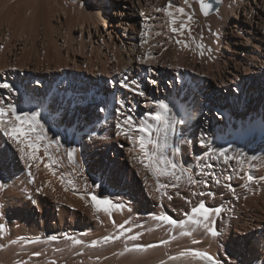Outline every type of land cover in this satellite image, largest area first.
Listing matches in <instances>:
<instances>
[{
  "label": "bare ground",
  "instance_id": "obj_1",
  "mask_svg": "<svg viewBox=\"0 0 264 264\" xmlns=\"http://www.w3.org/2000/svg\"><path fill=\"white\" fill-rule=\"evenodd\" d=\"M37 1L39 2L34 3V1L33 5L32 0H0V71L4 78V80L2 79L3 81L0 80V83L7 82L12 85V90L0 88L2 92L0 96L4 97L8 103L15 104L18 109L24 111H40L41 121L45 128L48 131L53 132L55 135L58 134L64 136L69 145L67 147L69 148V151L75 149L76 152L74 157L69 158V167L67 166L68 164L66 165L68 169L65 168L66 166L64 165V169L61 168L62 174H59L58 176L56 174L57 171H55L54 168L46 167L49 161L44 164V159L41 163L42 166L37 164L38 160L36 161V164L32 162L31 167L41 166L36 170H39L38 172L42 171L39 175L42 174L41 176L43 177H39V179L35 177L36 179L34 178V183L37 182L35 183V188L37 187V189H40L42 193H40L41 197L43 194L45 195L46 199L44 200V203H46L49 212V214H44L45 211H43L42 207L36 208L38 211L33 207L28 208L31 210L30 216L32 217V223L37 224V220L35 221L37 218L42 221H50L51 219L47 218L51 216V212L58 210L63 214V217H60L61 220L59 221V225H57L58 228L53 226L55 229H58V231L67 230L71 233H76L80 232L85 227L90 229V227L93 226L102 228L100 231L103 229L116 230L117 226L121 223L127 222L126 227H132L135 226V224L138 225L147 222L144 228L141 227L143 233H145L144 238L149 236L147 239L152 242L160 240V236L163 233L157 231L162 230L163 226H165L166 229L171 227L163 221L155 220L154 217L159 215H169L177 220L182 219L176 214H183L187 208H189L190 211V209L195 206L192 197L196 195L193 193H197L198 189L202 188V183L195 186H189L182 179L179 182V186L173 188L170 186L172 181L169 178L160 177L158 180L156 176L145 169L136 159H133V157L139 155V148L136 147L133 149L131 140L123 135H117L119 131L117 124L122 123L124 119V115H121V113L132 115L134 120L137 121L147 120L149 123H152L146 113L153 110L155 107L154 102L164 101L168 103L173 109V114H175L178 119L184 120V123L178 126L179 134L189 138V142H186L185 140L188 138L185 139L180 135L178 137L180 139V144L178 146L181 151L176 160L185 167H191L193 163H191V159L189 163L186 160L184 161V156L186 159L191 157L194 161L197 160L198 164V160H204L202 156H205L206 151L200 149L195 153V150H193L199 144L196 142L197 136H202V133H205L207 130H211L212 132H217L220 129L222 130V128H219V125L221 126L222 123L221 121H216L215 113L219 115V120H222L224 125H227L230 129L237 127L240 132H243L247 130V124L250 123L253 127H260L258 128L259 130L264 129V127H261L264 126V101L261 102V100L257 98L258 92H256L255 88L253 89V87L251 88L247 85L250 79L255 76L258 81V87H256V89H259V92L262 93L259 86L264 88V82L262 81L264 80V74L261 73H264V0L220 1L221 6L219 7V11L215 14V22L217 26L214 31L213 41L211 42L213 45L214 43L218 44L219 42L221 50H212L211 48V51H207V49H202L205 51L204 53L211 54L214 58L216 56L217 59L220 58V60H222V62H220L222 72L220 74L218 73V78L214 73L210 74L213 63H204L205 59L207 61L212 60L209 57L202 58L203 62H200V66H197V59H195L196 61L193 59L196 63L195 68L190 67L189 65L186 66L185 62H188L191 58L189 56L191 51L188 50V46L184 47L178 44L181 51L175 48L177 52L179 51L178 55L175 54L176 52L174 53V56L176 55L177 59L175 62H178L176 63L177 66L175 68L172 66L173 63H170L173 59H171L173 52L171 53V56L170 51L168 50L162 52L160 49L161 52H156V41L161 42L164 39L162 34L165 35V33L161 34L156 29L161 35L158 34L154 36V32L152 31H155V28H147L150 25L149 22L147 27L143 25V11H147H145L144 8L154 3L155 0H70L71 9L67 8L68 6L61 7L58 4L54 6L49 2L48 4L50 7L48 9L46 3L41 2V0ZM186 6L189 8L188 4ZM171 7L173 11L174 8H177V6L174 8L173 6ZM171 7L167 8L171 11ZM181 7H183V4ZM165 13L166 12L162 13V15ZM173 13L176 14L177 12ZM55 15L57 16V21L60 23H66L70 30L80 31L82 43L85 40V34L88 35L86 40L92 47L89 58L85 56V52H83V54L79 52L72 53L71 55L69 52L63 53L60 48V58L48 62L45 65L42 63L40 64L39 61L37 62L33 60L30 56V51H28V36L26 34L25 37L23 34L24 30L21 29L24 27L21 26V28L15 29L12 24H5L2 22L6 17H10L13 21L18 20L19 22L21 19L25 20L28 16H31L38 26L43 23L44 26L50 29L52 28L51 18ZM63 17L65 18L64 21L62 19ZM155 18L158 17L156 16ZM160 18L161 17H159V19ZM163 18L164 17H162V19ZM170 18L172 17L170 16ZM166 20L168 22L169 19ZM186 20L183 21L180 17V21L178 20V26L183 22H189L188 20L186 22ZM149 21L152 20L149 18ZM189 23H191V21ZM165 24L163 21V25ZM152 25L153 24L151 23V26ZM143 26L147 29L143 28ZM239 30L248 33V35L243 34V37L248 40L246 41L247 43L243 44L241 38L237 39V37H235ZM162 31H164V29ZM150 32L153 34H150ZM141 33H144V35H141ZM185 33L187 34V32ZM15 34L17 37L14 36ZM167 35L170 37L168 33ZM183 36H179L175 33V39L184 40ZM14 37L16 38L13 39ZM161 38L162 40L160 41ZM33 39L34 37L32 40ZM172 39L174 38L172 37ZM170 42L168 44H170ZM165 43L164 40L163 44ZM174 44L176 45V43ZM215 48L217 49V46ZM114 50H117V52H114ZM78 55H80V57H78ZM196 57L197 56H195V58ZM243 68L245 73H243ZM19 69L23 71L21 72L23 77V79L21 77L22 83H19ZM85 73H87L88 76H85ZM200 77L203 78L200 80ZM26 78L30 79V81L28 82V79L26 80ZM125 78L129 82L132 79H136L140 83V87L144 90L145 95L139 96L130 90L123 88L121 81ZM153 80L156 81L155 84L152 83ZM242 82L245 85V90H242L243 92L240 91V84ZM234 85H236V87ZM224 88L227 97L222 94ZM233 94L235 95V99L232 96ZM235 100L239 109L234 110L233 108L232 111H230L229 107L234 105ZM243 100L246 101L247 108L245 104H243ZM119 101H124V104L121 105L118 103ZM255 103H257L256 109L260 112V115L256 114L258 113L256 110L253 112V116H255L253 121L250 118L246 119L245 115L250 114L249 112L253 108L252 105ZM101 109H103V111H101ZM65 120L67 121L64 123ZM249 120L251 121L249 122ZM195 134L198 135L196 136ZM211 138L214 139L215 137ZM187 144L188 147H186ZM199 145L198 147L201 146ZM61 146L63 147V145ZM130 149L132 150L130 151ZM188 150H190L189 157L187 155ZM193 154H196L195 158L193 157ZM180 156L183 159H181ZM21 161L23 163L24 160L21 159ZM23 165H25V168L29 166H27L26 163H23ZM20 167L21 166L14 170L19 171L21 170ZM8 169L10 176L7 177H10L12 183L10 189L7 191V196L12 199L14 194L22 195L23 190L21 188L27 183L26 181H28V178H25V183L21 186L22 182L20 180L15 181L16 173H14V170L11 168ZM32 171H34L33 168ZM32 171L30 172L35 174V171ZM88 171L91 172L90 176L88 175ZM34 174L33 176H36ZM37 179L40 180V182L37 181ZM42 180H45V182L41 183ZM34 183L32 185H34ZM30 184L27 185L29 186ZM32 185H30V188L34 189L32 188ZM97 185H99V187H97ZM160 185H163V187H160ZM27 187L23 188L25 189L24 192H26V189L31 190ZM158 187L159 191H157ZM86 191L88 193L85 194L84 192ZM29 192L30 195L33 194H31V191ZM32 192L34 191L32 190ZM93 194L102 198H110L115 203H121L123 209H113L111 216L104 211H97L91 200ZM197 196L199 197V195ZM87 197H89V199H87ZM169 197H171V199H169ZM259 197L260 196L257 194H252V192L249 194L248 192L247 197L245 195L242 198L238 208V210L241 209V211L235 213V215H238L239 217L230 221L226 236L224 235V240L226 241L224 242L226 244V249L222 248L225 252L224 254H219V251L223 253V250L221 251V249H219V236L212 237L210 233L209 236L207 235V238H209L206 240L209 241L205 242L211 244L210 248L207 243L209 249H211L210 254L217 258L221 264H264V225H262L264 223V200L262 198V200H260ZM35 198L32 199V202L29 197L33 204ZM244 198L247 200H244ZM188 201L191 202L189 203ZM204 201H207V196L204 198ZM31 202L30 204H32ZM35 202H37V200ZM18 205L25 207V200H22ZM100 215H102L103 220H101V217L100 220L98 219V216ZM113 219L115 220V224L112 222ZM51 222L52 221H50L49 224H52ZM254 225H260L258 228H262V232L260 230L252 231ZM55 232H57V230ZM112 232L110 231V233ZM64 234L63 238L65 237ZM77 234L78 233H76V235ZM80 234L81 233L74 238L82 236ZM69 235L72 234L69 233L68 236ZM83 236L85 235L83 234ZM166 237L164 235V238ZM187 240L189 241V239ZM28 244L30 245L31 243ZM71 244H73V242ZM74 247L70 248L74 249ZM12 248L13 247L9 250L13 251ZM64 248L66 249V247ZM195 248H197V246ZM47 249L52 248L49 247ZM28 252L29 251H27V253ZM56 253H58V251ZM179 254L180 252L174 254H169L168 252V255H166L163 252L161 253L160 249L156 248L147 251V253L134 261L146 262V264L147 262L149 264H208L207 261L195 259L190 256H180ZM31 255L29 254V256ZM68 255L69 254L66 256ZM130 256L131 259L134 258V255ZM58 257L60 258V256ZM170 257L177 258L171 259ZM130 258L128 259L130 261V263L128 261V264H133L134 262ZM1 260L3 259H0V261ZM4 261L6 264H10L16 260L12 259L10 262L8 259ZM131 261L133 263H131ZM51 263L52 262H50V264ZM13 264L19 263L15 262Z\"/></svg>",
  "mask_w": 264,
  "mask_h": 264
},
{
  "label": "rangeland",
  "instance_id": "obj_2",
  "mask_svg": "<svg viewBox=\"0 0 264 264\" xmlns=\"http://www.w3.org/2000/svg\"><path fill=\"white\" fill-rule=\"evenodd\" d=\"M35 1V2H34ZM55 1V2H54ZM61 1V2H60ZM64 1V2H63ZM157 1V2H156ZM175 1V2H174ZM178 1V2H177ZM183 1V2H181ZM172 0V6L173 8L177 6V8H174V11L171 7V11L167 8L168 7V0L165 1V0H155L154 3H152L151 5H148L147 7H145V11H143L144 13V23L143 25L145 27H147L149 25V27L147 28H150V29H153V27L155 28V31H152L154 32V36L156 35H161L162 33H165L162 34L163 35V40L162 38L160 39V41L162 42H157L156 41V52H159L160 49L161 51H165V50H168L170 51V56H171V53H172V56H171V59L172 61L170 62L171 64H175L172 66L175 68L177 65L176 63L178 62H175V60L177 61L176 59V55H178L180 48H179V45L176 43L175 40H177V38L175 39V33H173L171 30V20L173 18V16H171L172 18H170L169 13L168 12H172V14H174V16H176V19H177V23L175 26H178V22L180 21V17L181 19L184 21V20H188L189 22L191 21V23L187 22V24L189 25V28L191 29L190 33L189 31H185L187 32V34L185 33L184 35L186 36H183L182 38L184 39V41H187V45H188V50L191 51L190 52V60H188V62L186 61L185 64L186 66H190V67H194L196 66V63H197V66H200V62H203L202 58L204 57H209L211 58L212 60L211 61H207L206 59L204 60V63H210L212 64L213 63V67L211 69V72L210 74H213L217 76L218 78V75L222 72V66L220 64V62H222V60L217 59L216 56L214 58L213 55L211 54H206L204 53L203 56L200 55V52L203 51L204 49H211L212 50H221V45H219L220 43L218 42V44H215L214 45L212 44L211 41H213V37H214V31L216 30V22H215V14L217 13H213L211 15H208V16H204L200 10V3H199V0H188V7L187 8V4H185L184 0ZM221 2H223L224 0H219ZM34 3H38L39 1L37 0H32V4ZM41 2H44L46 3V7H50V5L48 4V2L51 4V5H60L61 7H67V8H70L71 9V2L70 0H41ZM160 2V3H159ZM60 3V4H59ZM85 3V2H84ZM162 3V4H161ZM169 3V2H168ZM174 3V4H173ZM178 5H177V4ZM157 4V5H156ZM159 4V5H158ZM166 4V5H165ZM183 4V7L185 8V11L184 13L186 14H179L178 13V8H181ZM34 5V4H33ZM186 7H185V6ZM164 8V11H163V8ZM156 7V8H155ZM158 7V8H157ZM148 8V9H147ZM151 8V9H150ZM154 8V9H153ZM157 9H162V11H158L157 12ZM166 10V11H165ZM169 10V11H167ZM151 12V14H150ZM156 12V13H155ZM166 12L165 14L162 15V13ZM173 12H177L176 14L173 13ZM160 14V15H159ZM29 15V14H28ZM154 17L152 18L151 17ZM155 15V16H153ZM159 15V16H158ZM162 15V16H161ZM167 15V16H166ZM180 15V16H179ZM191 15L192 16V19L189 20L188 19V16ZM150 18V20L152 21H149V18L146 19L145 18ZM158 17V18H155V17ZM178 16H179V19H178ZM185 16V18H184ZM159 17H161L160 19H162V17H164L162 20L164 21V24L163 25V21L159 19ZM169 19L168 22L166 19ZM184 18V19H183ZM218 18V17H217ZM10 19V20H9ZM32 19V20H31ZM63 21L65 20V18L63 17L62 18ZM27 20H30V21H27ZM57 16H53L51 18V25H52V28L48 29L46 26H44V24L42 23L40 26H38L35 22V20H33V17L31 16H28L25 20L24 19H21L19 22L18 20L16 21H13L11 20L10 17H6L5 20L3 19L2 22H4L5 24H12L15 29H19L22 27L24 28H21L23 29V34L24 36L26 37V34L28 36V41H29V45H28V51H30V56L32 57L33 60L35 61H39V63L41 64H46L48 62H51V61H54V60H57L58 58H60V48H61V51L63 53H67L69 52L71 55L72 53H81L83 54V52L86 53V57L89 58V54L91 53L92 51V47L90 45V43L86 40V38H88V35L85 34V40L84 42L82 43L81 42V38H80V31L78 30H70V28L68 27V25L66 23H60L59 21H57ZM146 20V21H145ZM155 20V21H154ZM179 20V21H178ZM219 20V19H218ZM32 21V23H31ZM159 21V22H157ZM161 21V22H160ZM1 22V21H0ZM25 22V23H24ZM149 22V23H148ZM35 23V25H34ZM151 23L153 24L151 26ZM161 23V24H159ZM185 23V22H183ZM33 24V25H32ZM181 25V24H180ZM20 26V27H18ZM26 26V27H25ZM33 26V27H32ZM56 26V27H55ZM143 26V28H145ZM160 29H164V31L160 30ZM162 26V27H161ZM17 27V28H16ZM28 27V28H27ZM179 27V26H178ZM26 28V30H25ZM60 28V29H59ZM145 28V29H147ZM166 28V30H165ZM159 31L157 32L156 31ZM159 29V30H158ZM48 31V32H47ZM70 31V32H69ZM168 31V32H167ZM26 32V33H25ZM47 32V33H46ZM220 32V31H219ZM31 33V34H30ZM35 33V34H34ZM69 33V34H68ZM156 33V34H155ZM167 33L169 34L170 37H168ZM29 34V35H28ZM73 34V35H72ZM150 34H153L150 32ZM243 34L244 35H248V33L246 32H243L241 30H239V32H237L236 36L237 39H240L241 38V41H243V44L244 43H247L246 40L244 37H243ZM167 35V37L165 38V36ZM189 35V36H188ZM204 35V36H203ZM250 35V34H249ZM14 36L17 37V35L15 34ZM32 36V37H31ZM51 36V37H50ZM70 36V37H69ZM16 37H14L13 39H15ZM34 37V39L32 40V38ZM162 37V36H161ZM172 37L174 39H172ZM189 37V38H188ZM39 38V39H38ZM69 38V39H68ZM72 38V39H70ZM169 38V40H168ZM231 38V37H229ZM30 39V40H29ZM44 39V40H43ZM167 39V40H166ZM172 39V40H170ZM78 40V41H77ZM164 40H165V44L164 43ZM35 43H34V42ZM59 41V42H57ZM170 44H168L169 42ZM12 42V40H11ZM57 42V43H56ZM191 42V43H190ZM208 42V43H206ZM211 42V43H210ZM54 43V44H53ZM56 43V45H55ZM81 43V44H80ZM176 43V45L174 44ZM194 43V44H193ZM206 43V44H205ZM97 44V43H95ZM158 44V45H157ZM168 44V45H167ZM173 44V45H172ZM196 44V45H195ZM203 45V48H200L199 45ZM71 45V46H70ZM161 45V46H159ZM213 47H211V46ZM158 46V47H157ZM166 46V47H165ZM168 46V47H167ZM177 46V47H176ZM217 46V49L215 47ZM161 47V48H160ZM158 48V49H157ZM179 50L177 52V50ZM199 48V49H198ZM246 48V47H245ZM163 49V50H162ZM173 49V50H172ZM203 49V50H202ZM95 50V49H94ZM158 50V51H157ZM194 50V52H193ZM105 51V50H104ZM160 51V52H161ZM114 52H117V50H114ZM176 52V53H175ZM205 52V51H203ZM174 53L176 54L174 56ZM194 56V58H193ZM195 56H197L195 58ZM78 57H80V55H78ZM200 58V59H199ZM14 59V58H13ZM189 59V57H188ZM197 59L196 63L194 60ZM193 60V61H192ZM190 61V62H189ZM195 64H194V63ZM191 63V64H190ZM170 64V66H171ZM193 65V66H192ZM171 66V67H172ZM188 69V68H187ZM189 70V69H188ZM19 72V83H22V74L21 72H23L21 69L18 70ZM219 73V74H218ZM243 73H245V70L243 68ZM262 74H264L263 72H261ZM260 73V74H261ZM86 75L85 76H88L87 73H85ZM128 75V74H127ZM2 72L0 71V80H4V78L2 77ZM22 77V79H21ZM203 77H200V80L202 79ZM28 78H26L27 80ZM2 80V81H3ZM30 81V79H28V82ZM264 82V80H262ZM257 78L255 76L252 77V79H250L249 83L247 84L249 87H253V89L255 88L256 92H258V96L257 98L259 100H261V102L264 101V88L262 86H259L262 90V93L259 92V89H256L257 86ZM18 83V84H19ZM236 87V85H234ZM240 87H241V92H243L242 90H245L244 87L245 85L243 84V82L240 84ZM235 90V89H234ZM225 88L223 89V96L225 95L227 97V94H225ZM233 91V90H232ZM1 90H0V95H1ZM233 98L235 99V95L233 94L232 95ZM3 101H2V100ZM5 101V102H4ZM3 104L4 102V105H6L8 102L4 99V97L0 96V104ZM236 100L234 101V105L233 106H230L229 107V110L232 111V109L234 108V110H238V105L237 103H235ZM214 103V102H213ZM243 104H245L246 108H247V104H246V101L243 100ZM214 106V105H213ZM252 109L251 111L249 112L250 114L249 115H245L246 119L247 118H250L252 119V121L255 119V116H253V112L256 111V107H257V103L253 104L252 105ZM258 111V110H257ZM264 111V109H263ZM252 113V115H251ZM260 112L258 111V113H256L257 115H260L259 114ZM215 118H216V121H221L222 123V127L219 125V128H222V130H218L217 132H212L211 130H207L205 131V133L203 132L202 133V136L201 135H198V134H195L197 136V140L196 142H198L199 146L198 145L196 146V148H194L193 150H195V153H197L200 149H203V151H209V149H220V148H227L228 149V155L229 156H236L238 155L239 153H243V157L240 158V159H237V160H231L229 161L228 164H225L223 162V159L221 158L220 160H214V159H209V157L207 156H202V158L204 160L199 161V164L197 162V160H193V158H187L184 156V161L186 160L188 163L191 159V163H193V165L190 167L193 169L194 173H195V177L197 179H199L200 181H203L205 179L208 180V186L207 185H203V183L201 184V189L199 188L198 189V192H204L205 193V196L204 197H201V196H193V203H195L194 205H197L201 200H204V198L207 196V201H206V205L209 207V208H215V207H218V206H223V212L221 213V215L219 217H216V216H212V219L216 221V224H215V228L221 233V235L219 236L218 238V242L222 245L219 244V249H221V251L225 248L226 249V244L224 242H226L224 239H225V236H226V231H228L229 227H228V224L230 223L231 220H235L236 218H238L239 216L235 215V213H237L238 211H241L238 210L239 208V203L241 202L242 198L246 195L247 197V194L249 192V194L252 192V194H257L259 195L260 197V200H264L263 196H264V179H261V177H264V129L262 130H259L258 128L256 127H253L252 124H247V130L243 131V132H240L239 129H237V127H233V129H230L228 128L227 125H224V122H222V120H219L220 117L218 114L215 113ZM67 120L64 121V123L66 122ZM215 121V122H216ZM251 120H249L250 122ZM248 122V121H247ZM261 127H264V126H261ZM231 130V131H230ZM234 132H233V131ZM258 130V131H257ZM252 131V132H251ZM245 132V133H244ZM232 133V134H231ZM235 133V134H234ZM219 134V135H218ZM47 138L48 139H45L43 140V142L41 141L40 143V151L38 153V155L43 158L41 159V162L40 160H38V163L35 161H29L31 162L30 164L32 165V162L33 163H37V164H40L42 166V161L44 162V164H46L45 162L49 161L53 166L51 168H54L57 174V176L59 174H62V170L61 168L64 169V167L69 163L70 159L68 157V151H69V148H67L69 145L67 144L66 142V139L64 136H61V135H58V134H54L53 132L51 131H48L47 130ZM58 136V137H56ZM181 137H184L185 139H187L188 137L186 136H182L180 135ZM200 136V137H199ZM61 137V138H60ZM63 137V138H62ZM202 137V138H201ZM211 137H215L214 139H212ZM55 138V139H54ZM201 138V139H200ZM210 138V140H209ZM51 139V141H50ZM179 138L176 139V143L179 145L180 144V139L178 140ZM212 139V140H211ZM49 140V141H48ZM178 140V141H177ZM188 140V141H187ZM185 140L186 142H189V138ZM201 140H208L206 141L205 144H201L200 141ZM52 141H60L62 143H54ZM210 142V143H209ZM213 142V143H212ZM53 143V144H52ZM228 143V144H227ZM47 144V145H46ZM58 144V145H57ZM63 145V147L61 145ZM42 145V146H41ZM58 147H57V146ZM47 146V155L45 154V148ZM244 146V147H243ZM188 147V144L187 146ZM238 150V151H233V150ZM251 150V151H250ZM254 150V151H253ZM189 151V152H188ZM187 151V155L188 157L190 156V150ZM52 155V156H51ZM201 155V154H200ZM259 155V156H258ZM178 156V155H177ZM196 154H193V157L195 158ZM181 157V156H180ZM253 157H255V159H253ZM261 157V158H260ZM68 159V160H67ZM175 159H177V157H175ZM181 159H183L181 157ZM54 160V161H52ZM20 161V162H19ZM68 161V162H67ZM48 162V164H49ZM60 162V163H59ZM65 164H64V163ZM212 163L214 165V168L212 169V171H214L216 173L217 176H219L221 178V181L222 183L220 185H217L215 184V182L210 178V177H207V176H203L200 174V171H199V168L200 166L203 164V163ZM23 163H25L23 161ZM21 159H19L17 156L9 153L7 156H5L4 158L0 159V182H3L4 184V187L3 188H0V223L4 224L5 228H4V231L2 233H0V259H3L0 261V264L2 263H5L4 260H8L9 261L12 259L13 260H16V261H13V263H21L22 262V259H23V262L22 263H27V264H50V262H52L51 264H128V259L131 257L130 255H134V258L131 259L133 260V262L131 261V263L133 264H146L143 263V262H139V261H134L135 259H139L142 255H144L145 253H147V251L149 250H154V249H160L161 253H165L166 255H168V252L169 254H174V253H181L182 251H189V250H198L199 251V248H200V251H209V253H211V249H209V247L211 248V244H209V242H205V241H209V240H206L208 239L207 238V235L209 236V232H207L206 230H204L202 227L201 228H197L194 230V226H191V225H188L186 226L187 230H190V231H193V235L192 236H181L180 235V232L179 230L181 231V229L178 230V228H165V226H161L163 229L162 230H159L157 232H161L163 233L160 237V240L158 241H150L149 239V236H147V238H144V235L145 233H143L142 231V228L145 227V225L147 224V222H145L144 224H138L135 226H132V233L131 234H135L137 232L140 233V237L139 239L135 240V241H130V240H127L126 237H122L120 240L116 241L115 243H110V244H106V245H103V246H99V247H96V248H92L90 247V243L92 240H96V239H100L102 238V236H105V235H109L111 234L110 231L112 232H116L115 229H103L102 231H100V229L102 228H98V227H90V229L88 227H85L83 230H81L80 232H76V233H81L80 237L78 238H75V239H81L84 241V244L83 245H79L78 244H71L70 243V240H66L65 238H63V234L65 232L64 235H67L70 233L72 235H69V236H72V237H75V236H79L78 234L76 235V233L74 232H69L67 230H59L58 229H55L54 227H57V225H59V221L61 220V218L63 217V214H61L62 212L61 211H54V212H51L52 214H50L51 216H49V218L47 219H51L50 221H52L51 223L52 224H49L50 221L48 220H45V221H42L40 219H35V221L37 220V224H33L31 219L32 217L30 216V207H33L35 210L38 211V209L36 208H40L42 207L43 211H45L44 214H49L48 212V207L46 206V203H44V200L46 199L45 198V195L41 197V191L37 193V187L35 188L37 182H33L34 178H38L39 177H43L41 175H39L41 172H38L39 170H36L38 168H40L41 166L39 165L38 166H34V167H31V169H29V166L27 164L28 169H26L23 165ZM13 164V165H12ZM18 164V165H17ZM33 164V165H35ZM63 164V165H62ZM65 165V166H64ZM10 166V167H9ZM21 166V170L17 171V170H14V169H18V167ZM45 166V165H44ZM43 166V167H44ZM62 166V167H61ZM69 167V164L67 165ZM65 167L68 169V167ZM56 167V168H55ZM8 168H11L12 170H14V173H16L15 175V181H18L20 180L22 183H21V186L24 185L25 181L27 178H28V181H26L27 183H25V187H27L28 185L27 184H31L32 185L34 183V185H32L31 187L34 188V189H31L30 188V185L27 187V188H30L31 190H27L26 189V192H24L25 188L23 186V188H21L23 190V193L22 195H18V194H14L12 199L7 196V191L10 189V185L12 183V180H10V177L8 178L7 176H10L9 174V169ZM32 168L33 170L35 171V174L34 173H31V176H29V170L32 171ZM60 168V169H59ZM6 169V170H5ZM60 170V171H59ZM22 171V172H21ZM32 171V172H34ZM207 171V170H206ZM60 172V173H59ZM253 174L254 176V180L251 182V183H248L245 179V177L249 174ZM36 175V176H33ZM38 174V175H37ZM18 175V176H17ZM24 175V176H23ZM88 175L90 176L91 175V172L88 171ZM226 175H231L232 176V180L230 181V183L232 184V187L235 188V191H236V196H239L240 199H236L235 196L232 195V193L228 190L227 187H225V183H228L227 181H224L223 177L226 176ZM22 176V177H21ZM26 176V177H25ZM62 176V175H60ZM23 178V179H22ZM26 178V179H25ZM35 178V179H36ZM31 179V180H30ZM40 182V180H38ZM23 180V181H22ZM35 181V180H34ZM29 182V183H28ZM45 180H42L41 183H44ZM245 183H248V187H244ZM262 183V184H261ZM211 184V185H210ZM203 185V186H202ZM213 189H212V187ZM210 189V190H209ZM263 189V191H262ZM32 190L34 192H32ZM200 190V191H199ZM248 190V191H247ZM260 190V191H259ZM31 191V194L30 195V192ZM262 191V192H261ZM29 192V194H28ZM213 192V193H212ZM256 192V193H255ZM259 192V193H258ZM26 193V194H24ZM37 193V195H36ZM41 193V194H40ZM85 194L88 193L87 191L84 192ZM262 193V194H261ZM40 194V195H39ZM211 194H214L211 195ZM24 195V196H23ZM32 198H35L34 199V204L37 203V204H33V198L31 200L29 199ZM36 195V196H35ZM263 195V196H262ZM35 196V197H34ZM197 197V198H196ZM28 198V199H27ZM210 198V199H209ZM262 198V199H261ZM87 199H89V197H87ZM196 199V200H195ZM22 200H25V207H22L20 205H18ZM37 200V202H35ZM222 200V201H221ZM244 200H247L244 198ZM32 204H30V202ZM208 202V203H207ZM17 204V205H16ZM37 206V207H36ZM39 206V207H38ZM2 208V209H1ZM187 208V206H186ZM237 210V211H236ZM189 211V208L186 209V211L184 212H188ZM42 213V212H41ZM57 214V215H56ZM239 214V213H238ZM3 217H2V216ZM176 215H179L182 219H184L185 217L184 216V213H179V214H176ZM183 215V216H181ZM59 216V217H58ZM236 216V217H235ZM61 217V218H60ZM100 217H101V220L102 219V215L98 216V219L100 220ZM216 217V218H215ZM4 220V221H3ZM56 223H55V222ZM41 222V223H40ZM264 225V223L262 224ZM15 226V227H14ZM54 226V227H53ZM137 226V227H136ZM260 226V225H258ZM258 226L254 225L252 228L253 230L252 231H255V230H260L262 232V228H258ZM9 227V228H7ZM136 227V228H135ZM142 227V228H141ZM58 228V227H57ZM95 228V229H94ZM97 228V230H96ZM135 228V229H133ZM220 228V229H219ZM225 228V229H224ZM161 229V228H160ZM166 229V230H165ZM53 230V231H52ZM57 230V232H55ZM95 230V231H94ZM164 230V231H163ZM108 231V233H107ZM168 234H167V232ZM178 231V232H177ZM63 232V233H62ZM85 232V233H84ZM95 232V233H93ZM99 232V233H98ZM104 232V233H103ZM112 232V233H113ZM145 232V231H144ZM204 232V233H203ZM207 232V233H205ZM4 233V234H3ZM62 233V234H61ZM90 233V234H89ZM101 233V234H100ZM106 233V234H105ZM168 235H166V234ZM170 233V234H169ZM178 233V234H177ZM203 233V234H202ZM58 234V235H57ZM83 234L86 236H83ZM92 234H95V235H92ZM104 234V235H103ZM6 235V236H5ZM26 235V236H25ZM29 235V236H28ZM61 235V236H60ZM91 235V236H90ZM127 235V234H126ZM164 235L166 238H164ZM172 235H175L177 237V239L175 240H171L170 237ZM203 237H202V236ZM206 235V236H205ZM225 235V236H224ZM21 236V237H20ZM50 236H56L57 239L56 241H53L52 240H49L48 238ZM145 236V237H146ZM212 236V235H211ZM7 237V238H6ZM84 239H83V238ZM213 237V236H212ZM37 238H39L38 242L36 243H31L30 245L28 244V241L30 240H36ZM62 238V239H61ZM88 238V239H87ZM91 238V239H90ZM186 238V239H185ZM64 239V240H63ZM189 239V241L187 240ZM204 239V240H203ZM4 242H3V241ZM7 240V241H6ZM24 240V241H23ZM26 240V241H25ZM46 240V242H45ZM66 240V241H65ZM148 242H147V241ZM162 240H169V243L166 244V246L164 244H160V241ZM197 241V243H193V241ZM13 241H15V243H13ZM50 241V242H49ZM64 241V242H63ZM69 241V242H68ZM171 241V243H170ZM177 241V242H175ZM183 241V242H181ZM188 241V242H187ZM192 241V242H191ZM45 242V243H44ZM138 242V243H137ZM154 243V244H153ZM182 243V244H181ZM185 243V244H184ZM201 245H200V244ZM204 243V244H203ZM206 243V244H205ZM209 244V247H208V244ZM14 244V245H13ZM18 244V245H17ZM35 246H34V245ZM40 244V245H39ZM57 244V245H56ZM60 244V245H59ZM117 244V245H116ZM134 244H140V245H144L145 246V249L146 250H143V251H138V250H133V251H125V248H132ZM149 244H153V245H156L157 247H152V248H148L147 245ZM171 246H170V245ZM173 244V246H172ZM6 245V246H5ZM11 245V246H10ZM26 245V246H25ZM33 245V246H32ZM47 245V246H46ZM68 245V246H67ZM73 245V246H71ZM122 245V246H121ZM168 245V246H167ZM205 245V246H203ZM207 245V246H206ZM40 246V247H39ZM51 247L52 249H47L49 247ZM58 246V247H57ZM74 247V249L70 248V247ZM113 246V247H112ZM176 246V247H174ZM194 246V248H193ZM197 246V248H195ZM4 247H7V248H4ZM10 247V248H9ZM11 247H13V251H10L9 249H11ZM16 247V248H15ZM20 247V248H19ZM32 247V248H31ZM66 247V249L63 248ZM78 247V248H77ZM122 247V248H121ZM159 247V248H158ZM164 247V248H163ZM191 247V248H190ZM206 249H205V248ZM24 248V249H23ZM26 248V249H25ZM47 250H46V249ZM169 248V249H168ZM174 248V249H173ZM190 248V249H189ZM204 248V249H202ZM223 248V249H222ZM3 249V251H2ZM15 249V250H14ZM45 250V253H44V250ZM58 249V250H57ZM84 249V250H83ZM87 249V250H86ZM90 249V250H89ZM149 249V250H148ZM162 249V250H161ZM167 249V250H166ZM209 249V250H208ZM9 250V252H8ZM20 250V251H19ZM39 250V251H37ZM49 250V251H48ZM55 250V251H54ZM61 250V251H60ZM73 250V251H72ZM86 250V251H85ZM122 250V251H121ZM165 250V251H164ZM18 251V252H17ZM26 253H25V252ZM27 251H29L27 253ZM38 252L40 253V257L36 255H31L35 252ZM58 251V253H56ZM63 251V252H62ZM67 251V252H66ZM69 251V253H68ZM89 251V253H88ZM109 251V252H108ZM137 251V252H136ZM146 251V252H145ZM24 254H23V253ZM33 252V253H32ZM60 252V253H59ZM73 252V253H72ZM145 252V253H144ZM174 252V253H173ZM7 253V254H6ZM9 253V254H8ZM15 253V254H14ZM17 253V254H16ZM51 253V254H49ZM62 253V254H61ZM85 253V254H84ZM97 253V254H96ZM121 253V254H120ZM224 250H223V253L219 251V254H224ZM29 254L31 256H29ZM43 254V255H42ZM60 254V255H59ZM67 254H69L68 256H66ZM92 254V255H90ZM11 255V256H10ZM23 257H22V256ZM25 255V256H24ZM51 255V256H50ZM63 255V256H61ZM3 256V257H2ZM15 256V257H14ZM33 256V257H32ZM60 256V258L57 257ZM129 256V257H128ZM9 257V258H8ZM28 257V258H27ZM42 257H46L45 259L42 258ZM56 257V258H55ZM74 257V258H73ZM8 258V259H6ZM11 258V259H10ZM16 258V259H15ZM22 258V259H20ZM54 258V259H53ZM64 260H63V259ZM72 258V260H71ZM28 261H26V260ZM30 259V260H29ZM33 262H32V260ZM44 259V260H42ZM60 259V260H59ZM117 259V260H116ZM58 260V261H57ZM75 260V261H74ZM97 260V261H96ZM116 260V261H115ZM123 260V261H122ZM10 261V262H11ZM49 261V262H48ZM110 261V262H109ZM127 261V262H126ZM7 262V261H6ZM9 262V263H10ZM29 262V263H28ZM54 262V263H53ZM61 262V263H60ZM8 263V262H7ZM13 263H10V264H13ZM21 263V264H22ZM130 263V261H129ZM6 264V263H5ZM147 264H149L147 262Z\"/></svg>",
  "mask_w": 264,
  "mask_h": 264
},
{
  "label": "snow or ice",
  "instance_id": "obj_3",
  "mask_svg": "<svg viewBox=\"0 0 264 264\" xmlns=\"http://www.w3.org/2000/svg\"><path fill=\"white\" fill-rule=\"evenodd\" d=\"M185 4H188V0H184ZM200 8L205 16L209 15L213 10L214 5L210 0H199ZM172 6V0H169L168 7ZM161 11V9H157ZM216 11H219L217 8ZM180 14H184L185 9L183 7L178 9ZM169 16H173L172 12H169ZM188 19L191 20L192 16L189 15ZM177 19L173 16L171 20V31L176 33L179 36H183L185 30L191 31L187 23H181L179 27H176ZM144 35V33H141ZM177 44H180L184 47H187V43L182 39L176 40ZM200 48H203V45H199ZM211 51V49H208ZM200 55L203 56L204 52L201 51ZM153 84L156 83L155 80L152 81ZM122 87L130 90L131 92L144 96L145 92L140 87V83L136 79H132L130 82L125 78L121 81ZM0 88H5L12 90V85L7 82L0 83ZM121 105L124 104V101H119ZM155 107L153 110L146 113L150 118L152 123H149L147 120H134L132 115H124L122 123L117 124L119 129L117 135H123L127 139L132 141L133 149L136 147L139 148V155L133 157L136 159L145 169L150 171L154 176L159 180L160 177H167L172 182L171 187L177 188L179 182L183 179L187 185L195 186L199 183L208 184V180L203 181L198 180L195 177V173L192 168L185 167L178 160L175 159L180 153L181 149L176 143V139L179 137L178 126L184 123V120L178 119L175 114H173V109L169 106L168 103L164 101L154 102ZM103 111V109H101ZM119 111V110H118ZM47 129L41 121V112L40 111H24L18 109L15 104L7 103L6 105L0 104V159L7 156L9 153L17 156L19 159L24 160L26 164L31 168L29 161L41 160V157L38 155L40 151V142L47 139ZM54 143H59L58 141H52ZM201 144H205V140L200 141ZM210 143V142H209ZM132 149H130L131 151ZM238 151V150H233ZM76 150L71 149L68 152L69 158L74 157ZM227 148L220 149H209L205 152V156H208L209 159L220 160L223 159L225 164H228L231 160H237L243 157V153H239L236 156H229ZM45 154L47 155V146L45 148ZM202 159V158H201ZM255 159V157H253ZM46 167L51 168L52 164L49 163ZM214 165L212 163H203L200 168V174L203 176L210 177L215 184L220 185L222 183L221 178L216 175L212 169ZM207 170V171H206ZM31 176V172L29 171ZM225 187L232 193L236 199H240L239 196H236L235 188L232 187L230 181L232 180L231 175H226L223 177ZM248 183H251L254 180L253 174L249 173L245 177ZM264 179V177H261ZM34 182V180H33ZM248 183H245L244 187H248ZM3 182H0V188H3ZM99 187V185H97ZM163 187V185H160ZM40 191V189H37ZM159 191V187L157 188ZM194 195H199L201 197L205 196L204 192L193 193ZM214 196V194H211ZM171 199V197H169ZM91 200L94 203L97 211H104L108 213L109 216L112 214V210H122L123 205L121 203H115L112 199L107 197H100L96 194L91 196ZM189 203L191 201H188ZM223 212V206H218L215 208H209L206 205L204 200H201L197 205L193 206L190 211L184 213V219H174L169 215H159L155 216L154 219L157 221H163L168 224L171 228L181 229V236H192L193 231L187 230L186 226H194V230L197 228H203L209 232L213 237L220 236L221 233L214 227L216 221L212 219V216L219 217ZM113 224L115 220L113 219ZM126 223H121L117 226L115 233L105 235L100 239L92 240L90 247L96 248L98 246L115 243L120 240L122 237H126L127 240L135 241L139 239L140 233H132L131 227H126ZM159 226V225H158ZM4 224L0 223V233L4 231ZM127 234V235H126ZM66 240L72 241L74 244L83 245L84 241L81 239H75L72 236L65 235ZM49 240L55 241L56 236H50ZM171 240L177 239L175 235L170 237ZM39 238L36 240H30L28 243H36ZM15 243V241H13ZM169 240H162L160 244H168ZM197 243V241H193ZM148 248L156 247V245L149 244ZM143 251L145 250L144 245L134 244L132 248H125V251ZM33 255L39 256L40 253L35 252ZM180 256H190L195 259H200L207 261L208 264H221V262L212 256L207 251H197L189 250L182 251ZM171 259H176L177 257H170Z\"/></svg>",
  "mask_w": 264,
  "mask_h": 264
},
{
  "label": "water",
  "instance_id": "obj_4",
  "mask_svg": "<svg viewBox=\"0 0 264 264\" xmlns=\"http://www.w3.org/2000/svg\"><path fill=\"white\" fill-rule=\"evenodd\" d=\"M210 2L214 5V8H213V10L210 12V14L209 15H211V14H213V13H216L217 11H216V9L218 8L219 9V7L221 6V2L219 1V0H210ZM200 10H201V8H200ZM201 12H202V10H201ZM202 14L204 15V13L202 12ZM205 16V15H204ZM208 16V15H207Z\"/></svg>",
  "mask_w": 264,
  "mask_h": 264
}]
</instances>
